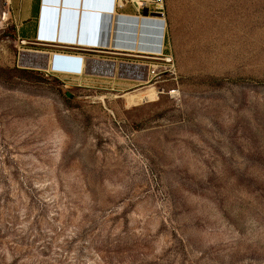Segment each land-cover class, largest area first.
I'll list each match as a JSON object with an SVG mask.
<instances>
[{
    "label": "rangeland",
    "instance_id": "374dc122",
    "mask_svg": "<svg viewBox=\"0 0 264 264\" xmlns=\"http://www.w3.org/2000/svg\"><path fill=\"white\" fill-rule=\"evenodd\" d=\"M16 10L0 0V264H264V0H166L175 70L138 87L109 62L103 85L47 75L105 19Z\"/></svg>",
    "mask_w": 264,
    "mask_h": 264
},
{
    "label": "crops",
    "instance_id": "0c3cea01",
    "mask_svg": "<svg viewBox=\"0 0 264 264\" xmlns=\"http://www.w3.org/2000/svg\"><path fill=\"white\" fill-rule=\"evenodd\" d=\"M61 1L15 0L17 10L14 11V16L21 23L30 22L35 10L38 15V23L42 21H53V15L61 16L64 21L77 20L76 16H80L81 14L84 15L86 22H103V19L109 22V34L104 42L102 38L97 40L93 32L95 28H89V35L94 40H91L90 36H87L88 39L84 44L95 48L90 49L92 52L90 55H85L80 52L63 51L85 56L84 64L87 65V74L76 78L75 81L87 86L94 84L103 85V62H109L110 67H112L108 68L110 69V80L118 79L124 85L126 84L124 81L128 80L133 82L132 86L135 87L142 86L151 81V77L145 73V69L151 63L149 61L150 54L158 53L165 41V29L162 21L139 17L130 8L125 10V12L117 13L115 11L114 0H65L63 4ZM63 7L69 9L67 11L72 12L65 13L62 10ZM78 11L83 13H79ZM21 26H23L20 31L22 38L26 41L31 40L32 31L26 29L24 24H21ZM143 26L144 30L142 31ZM40 28L41 26L38 25L37 39L40 36ZM43 32L50 33L48 29H44ZM46 39V37L41 38V40ZM59 39L60 35L58 31L56 40ZM76 41H80L79 35H77ZM96 47L100 48L97 49ZM128 57L142 58L143 61L139 59L131 60ZM132 66L134 67L132 68Z\"/></svg>",
    "mask_w": 264,
    "mask_h": 264
},
{
    "label": "built area",
    "instance_id": "2783aa9c",
    "mask_svg": "<svg viewBox=\"0 0 264 264\" xmlns=\"http://www.w3.org/2000/svg\"><path fill=\"white\" fill-rule=\"evenodd\" d=\"M115 11L117 13L125 12L128 8L132 9L135 15L139 17H147L150 19H158L164 23L166 19V0H114ZM147 10V15L144 11ZM24 44L28 43L25 39L22 41ZM57 55L67 57L64 64L55 65L50 63L47 69V75L60 76L64 79V82H73L76 78L87 74V65L84 64L85 56H81L75 53L58 52ZM53 54V55H54ZM150 60H160L161 64L151 62L148 67L150 68V74L153 78L158 77L161 73L171 74L175 70L174 59L171 53L167 52V46L165 41L161 46L158 53L150 54ZM157 69L162 71L157 72Z\"/></svg>",
    "mask_w": 264,
    "mask_h": 264
},
{
    "label": "bare ground",
    "instance_id": "6f19581e",
    "mask_svg": "<svg viewBox=\"0 0 264 264\" xmlns=\"http://www.w3.org/2000/svg\"><path fill=\"white\" fill-rule=\"evenodd\" d=\"M59 37V36H58ZM53 64V54L51 57V65ZM56 68V67H55ZM127 101L131 103H146L155 100L158 97V90L154 85L145 87L144 89L137 92H129L125 94Z\"/></svg>",
    "mask_w": 264,
    "mask_h": 264
},
{
    "label": "water",
    "instance_id": "95a60500",
    "mask_svg": "<svg viewBox=\"0 0 264 264\" xmlns=\"http://www.w3.org/2000/svg\"><path fill=\"white\" fill-rule=\"evenodd\" d=\"M144 14L147 15V10L144 11ZM67 57L54 54L53 55V64L56 66L64 64Z\"/></svg>",
    "mask_w": 264,
    "mask_h": 264
}]
</instances>
